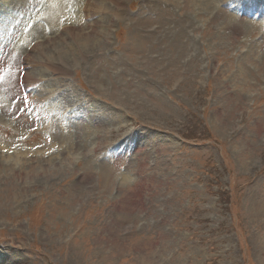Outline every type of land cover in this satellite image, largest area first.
I'll return each mask as SVG.
<instances>
[{
	"label": "rangeland",
	"instance_id": "obj_1",
	"mask_svg": "<svg viewBox=\"0 0 264 264\" xmlns=\"http://www.w3.org/2000/svg\"><path fill=\"white\" fill-rule=\"evenodd\" d=\"M54 1L0 0V264H264V0Z\"/></svg>",
	"mask_w": 264,
	"mask_h": 264
},
{
	"label": "bare ground",
	"instance_id": "obj_2",
	"mask_svg": "<svg viewBox=\"0 0 264 264\" xmlns=\"http://www.w3.org/2000/svg\"><path fill=\"white\" fill-rule=\"evenodd\" d=\"M62 1H63V0H55V1H54L55 3L53 2L54 4H57V5H58V6H57L58 11H59L60 7L63 6ZM64 1H65V0H64ZM23 2L25 3V1H23ZM57 8H56V5H55L54 9H52V12H53V13H56V12H57ZM61 8H62V7H61ZM53 10H54L55 12H54ZM82 11H83V12H87V5H86V3L82 6ZM20 35H21V34H20Z\"/></svg>",
	"mask_w": 264,
	"mask_h": 264
}]
</instances>
